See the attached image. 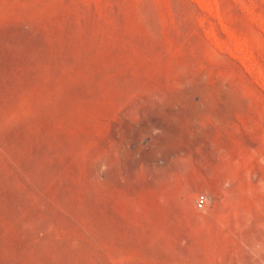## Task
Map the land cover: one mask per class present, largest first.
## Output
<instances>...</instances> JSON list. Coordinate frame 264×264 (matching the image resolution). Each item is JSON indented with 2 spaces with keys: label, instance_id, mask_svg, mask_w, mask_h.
<instances>
[{
  "label": "rangeland",
  "instance_id": "1",
  "mask_svg": "<svg viewBox=\"0 0 264 264\" xmlns=\"http://www.w3.org/2000/svg\"><path fill=\"white\" fill-rule=\"evenodd\" d=\"M0 264H264V0H0Z\"/></svg>",
  "mask_w": 264,
  "mask_h": 264
},
{
  "label": "built area",
  "instance_id": "2",
  "mask_svg": "<svg viewBox=\"0 0 264 264\" xmlns=\"http://www.w3.org/2000/svg\"><path fill=\"white\" fill-rule=\"evenodd\" d=\"M206 200H207L206 196H204V195H199V196L197 197V199H196V204H197V206H198L199 208H203V206H204L205 203H206Z\"/></svg>",
  "mask_w": 264,
  "mask_h": 264
}]
</instances>
